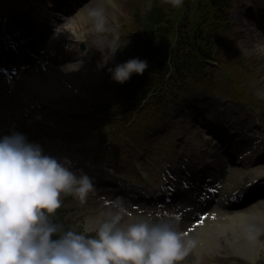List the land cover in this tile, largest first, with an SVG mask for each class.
Returning <instances> with one entry per match:
<instances>
[{
  "label": "rangeland",
  "instance_id": "obj_1",
  "mask_svg": "<svg viewBox=\"0 0 264 264\" xmlns=\"http://www.w3.org/2000/svg\"><path fill=\"white\" fill-rule=\"evenodd\" d=\"M24 1L27 3L30 0H0V11H6L4 10L5 8L19 5ZM141 1L142 0H81L79 2L80 5L77 8H84L86 6L87 8L89 7V9H103V30H98L96 28L97 20L93 16L87 15L90 16V20L86 19L88 22L82 21L81 17L77 16V8L75 7L73 10L70 9V11L66 14V19H62L58 25L52 26V32L54 33L56 31V34H58L59 37H69V30L71 35L74 34L69 26H72L73 23H77L79 25V33L81 34L80 39L83 40L87 46L86 51L97 59L96 62H93L91 59L90 62L86 64H79L84 68L85 76L82 81L78 83V86L75 84L65 85V81L69 78L61 73L58 65L53 67L54 71L56 73H59L60 71V74L55 79L52 78V80L54 81L59 79L61 84L59 85V91L49 101H52L57 97L59 106H64L62 109L68 108L72 110L74 113L73 119L85 121V114L83 112H76V110H79L81 106H83L85 100H92L95 91H98L100 87H103L106 79L105 73L108 71L109 67L114 66L116 63L127 60V53L129 52L128 43L133 32V30L128 28L127 25L131 24L133 28H138L135 13L141 8ZM248 2V0H229L228 4L225 6L227 10L226 20H224V9L221 11L219 18L222 23H225L224 32H228L220 33L221 36H219V44L216 46L218 49V58L222 60L221 62L223 64V72L220 67L215 65L213 69L208 70L206 73L207 78L205 79V83L211 87L210 89L214 92H219V94H217L218 97H221V99L225 98L227 100L226 103L230 104V106L234 109L238 110L241 108V106H247V108H244L245 111L255 110L260 113L261 117L264 116V49L261 46L262 44L260 45V41H255L253 37V30L261 33L263 31L255 26L252 18L248 15ZM172 15V18L177 21V34H184L190 41L191 51H195L197 48L198 37L195 33L196 28L193 21L200 15L205 16L206 18L203 19L201 24L204 25V29L210 28L211 23L208 22L207 19L212 18V9L201 8L198 12H196V10H193L192 12L190 6H185L183 11H174L172 12ZM253 26L254 28L252 29L251 27ZM197 27L199 28L198 24ZM213 33L216 32H207L205 37L209 38L211 35H213ZM125 43L126 45H124ZM116 45L124 46L122 48H118L114 57L108 60L107 63H104L105 59H107V56L110 53L111 48ZM98 46L105 48L104 55L97 48ZM242 61L246 64L242 63ZM239 63H241L243 67L242 70L240 69L241 65ZM246 71H248L249 74L246 73ZM192 77L196 81L193 84L186 83L183 78H181L180 81H169L168 83L170 87H176V100L178 103H180V108H173L172 102L165 103L162 100H160L157 104H154L153 101L155 99L152 100L151 103H144L141 105L136 114L133 115L130 122L127 125L120 127L117 134L114 133L116 132V128L120 125V122L110 123V119L99 121V133L100 135H103V139L99 137L100 142L98 143L97 152L92 156L96 154L95 157H97V153L103 149L104 143L107 139L111 138L114 142V145H117L120 144V142H126L127 135L131 137L142 130L145 131V129H147V131H151L163 125L168 130H171L166 137L167 142H169L170 139H174V142H177L176 147L178 151L183 150L184 152H187L193 146V140H196L199 141V148L206 147L211 155L220 154L217 151L218 147H214L213 151L211 150L213 144H211L209 138H207L210 137V134L203 132V129L198 125H196V127L191 124L186 125L188 122L185 121V117L181 111V108L185 106V98L202 94V80L199 79L198 75L194 73H192ZM84 82L85 84H83ZM193 90H196L197 92L193 93ZM241 90L248 91L246 94L248 98H242L244 95L241 93ZM185 93L188 96H185ZM212 103L215 108L219 107L218 102L212 101ZM158 105H160V107H158ZM214 110L218 112V109ZM56 116L60 120H55ZM68 119L69 117L56 114L50 118L51 122L54 123L50 129L44 124H42L41 127L43 130L47 131V133L57 132V128H60L64 130L63 133L65 136L71 134L74 135L73 137L75 138H79L80 136L82 138L84 134L83 132L86 131L87 127L83 125L84 128L81 130L80 127H75L73 125V121L68 123ZM258 119L262 120V118L259 117ZM191 128L194 129V133L191 132ZM155 132L157 133V131ZM164 134L161 133L154 135L155 139L163 136ZM190 136L192 138H190ZM73 137L69 138L72 139ZM43 138L44 137H40L36 139ZM114 145H107L106 149L108 152L111 151L109 148L113 147ZM151 145L154 146V149L151 151V153L156 157L159 155L157 152L159 150L156 147H161L162 154L167 153L169 150V145L167 144H156L154 141H151ZM107 157H110L109 153L107 154ZM221 157L224 160L223 162H226V157H224V155H221ZM92 159H94V157ZM124 163L125 165L118 167V174L129 177V171L126 169V165L128 163ZM139 165H142V167L149 174L145 163H139ZM247 168L248 167L246 166L236 164L233 168L234 171L229 176L232 179L236 178L238 176L236 171L244 172L247 170ZM243 174L246 175V173ZM152 178L153 179L149 178L150 183L158 186V184L161 182L158 173L156 172V174H153ZM72 199L78 200L76 197L72 198V195H68V199L65 198V201L68 200L67 202L69 203ZM77 205H80L81 207L72 206V214L70 216L77 221V224H79L77 228L80 231H83L87 227V219L91 215H96V211H99L100 214H104L106 217L110 212L115 213L116 211H120L121 208H125L124 205L123 207L120 206L117 200L108 199L102 194L90 196V193L88 194L86 201L83 203L79 201ZM64 211L66 212V210ZM129 216H132L129 211L126 212V215L123 214L122 222H132L133 219H128ZM95 220L89 227L94 225ZM216 256L211 258L205 257V260L207 262H227L224 257H221L220 255L217 257ZM260 257L263 258L262 261L260 260V263L264 264V250L260 252Z\"/></svg>",
  "mask_w": 264,
  "mask_h": 264
},
{
  "label": "clouds",
  "instance_id": "obj_2",
  "mask_svg": "<svg viewBox=\"0 0 264 264\" xmlns=\"http://www.w3.org/2000/svg\"><path fill=\"white\" fill-rule=\"evenodd\" d=\"M168 2L177 8L184 4ZM88 11L103 30V9ZM123 46L112 47L104 63ZM97 48L104 55L105 48ZM146 68V59L132 57L108 71L123 84ZM72 164L68 157L45 153L23 133L0 136V264H179L193 241L185 239L178 218L154 219L141 212L124 223L121 208L106 217L100 214L83 231L56 222L53 216L63 195L83 203L95 189L94 177Z\"/></svg>",
  "mask_w": 264,
  "mask_h": 264
},
{
  "label": "bare ground",
  "instance_id": "obj_3",
  "mask_svg": "<svg viewBox=\"0 0 264 264\" xmlns=\"http://www.w3.org/2000/svg\"><path fill=\"white\" fill-rule=\"evenodd\" d=\"M52 2L58 1V0H49ZM264 0L258 1V5L263 4ZM89 7H85L82 10L80 9L77 12V16L81 17L82 21L88 22L86 19L90 20L89 15ZM2 12H0L1 14ZM27 13L22 12L17 14V16L12 20L15 24V27L23 32L24 30H28L29 28L32 29L31 25L27 23L25 15ZM61 14L60 16H62ZM49 22L50 19H47ZM91 24V23H90ZM75 33V35L71 36L75 40L77 39L78 42L80 41L79 38H81V35H79L77 31L78 25L76 23H73L72 26H69ZM6 29V28H4ZM11 32V31H10ZM0 38H6L4 37L3 33L0 31ZM64 37H60V40H63ZM53 41H56V39H49L47 40L45 38L44 45H49L50 48H52L50 45L53 43ZM257 42L260 41V45L264 46V39L262 37H258L256 39ZM4 44L7 43V41H2ZM77 42V43H78ZM28 43L30 45H34L32 40L29 39ZM71 43H76V41L68 42V40H65L63 42L64 46L61 47V50L64 49L65 51L60 55V65L63 72V75L68 77L71 80H74L76 82L78 76L81 74V69L77 68L78 63L74 62L75 57H73V53L75 54L78 50L77 48L71 49ZM29 51H34L33 48H28ZM56 49V51L53 53L54 55L58 54V50L60 48H53ZM264 49V47H263ZM45 54H49L50 50L48 47L44 50ZM51 75V74H50ZM25 76V74L23 75ZM74 81H71L70 84ZM78 81V80H77ZM12 82H18L15 77H12ZM19 87L14 89L16 95H20L19 99L22 100L19 104L20 106H26L28 103H31L37 92L45 91L47 93L53 92L54 88H57L56 82H54L46 72L43 74L40 73L37 75L36 73L34 75H28L26 74V79L24 84L22 85L20 82L18 83ZM11 87V83H10ZM57 93V92H56ZM54 93L53 95H56ZM2 104V103H1ZM224 117L221 119L223 123H228L229 120L232 121L234 124L235 129H237L238 133L241 134V138L238 139L239 145H238V155L236 159L238 160L239 157L241 159V163L248 162V160H254L259 154L262 153L261 150L264 148V136L263 138H255V129L248 128V124H250L253 120V117L250 118V115L248 116V120H238L239 118H236L235 114H225ZM228 119H227V117ZM207 118L210 120V114H207ZM227 119V120H226ZM232 127V128H234ZM250 131L252 133H250ZM258 137V136H257ZM44 143L48 145H52L53 142L49 140H43ZM58 142V141H56ZM196 143V142H195ZM83 147L87 148L86 144H82ZM263 147V148H262ZM63 149V148H62ZM195 148L194 150H196ZM235 150H233L234 152ZM85 152L78 151L77 158L79 156H83ZM237 154V153H236ZM206 155L202 159H196L194 157L191 158L192 166L196 167L197 171H204L207 168H203L204 160L206 159ZM211 162H205V164H210ZM211 165V164H210ZM212 166V165H211ZM213 167V166H212ZM229 167L227 165H224L223 171L225 172ZM213 169V168H211ZM213 172H219V167L213 170ZM223 172V173H224ZM263 173V171H260L259 173H255L252 175V177L257 176L258 174ZM211 175V173H210ZM243 173H239L238 177H241ZM228 185L223 184L221 191H220V197L224 199V196L226 197L230 190L228 191ZM127 189V190H126ZM130 188H124V192L126 191L130 192ZM132 200V198H131ZM259 200V198H258ZM187 204L183 205L184 208ZM242 213H235L233 216H229L228 213L223 212L221 210H217L216 218L213 221H204L202 225L198 226L196 230H190V229H181L182 232L185 234L186 240H191L193 243L189 244L187 247V250L185 252V255L183 259L179 262V264H211L207 262H203L204 254L207 253V251L211 252L210 256H215L216 254L213 253H219L222 256H224L226 259H228V263H215V264H246V260H244L247 252V257L252 264L259 263V250L260 248L264 249V231H262V224H264V201H262V204L259 205L257 201H253L245 209L241 211ZM100 215V212H96V215H91L86 221V226L89 227L93 224L94 220ZM136 218V217H134ZM261 227V231L256 230L255 228ZM195 231L199 233L202 237L198 239L197 243L192 239V236H194ZM189 252V253H187ZM192 253V256L190 255Z\"/></svg>",
  "mask_w": 264,
  "mask_h": 264
},
{
  "label": "trees",
  "instance_id": "obj_4",
  "mask_svg": "<svg viewBox=\"0 0 264 264\" xmlns=\"http://www.w3.org/2000/svg\"><path fill=\"white\" fill-rule=\"evenodd\" d=\"M154 1H155L156 5L149 7V10H150L149 13L153 12L152 15L156 16V17H153L154 23H156L157 20L159 22H161L163 20V14H165L163 7L159 4V2L162 0H154ZM211 1L214 4L218 5L223 0H211ZM166 15L167 14H165V16ZM146 26L148 27L149 24ZM195 27L198 29L197 24ZM163 33H164V31H159L156 35H154V37H158V36L162 35ZM150 37H153V35L150 34ZM134 48H135V52H136V54H135L136 57H140L142 59H150V60H153L154 57H157L159 59V62H156V63L153 62L150 65H148V68L145 69L143 74H133L131 76V78L128 81H126L125 83H123L122 85H124V84H135V83L148 85L149 83H151L152 80H155L154 76H157L156 73H159L160 76L162 77L163 72L168 69L167 66L162 68V66L165 64L164 59L166 56L165 52H164V48L160 44H158L157 41L156 42L150 41V40L143 41L142 38H136L134 40ZM199 55L201 58L202 57L203 58L209 57L210 52L209 51L202 52L201 50H199ZM186 56H188V55H186ZM182 67H183V64H179V60L177 58L175 61V65H173V68H175L177 70V72H180L181 70L184 69ZM55 221L57 222V220H55Z\"/></svg>",
  "mask_w": 264,
  "mask_h": 264
}]
</instances>
